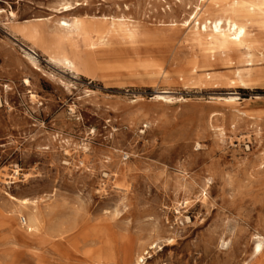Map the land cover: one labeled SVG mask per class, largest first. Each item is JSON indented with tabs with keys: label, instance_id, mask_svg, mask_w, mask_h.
Masks as SVG:
<instances>
[{
	"label": "rangeland",
	"instance_id": "obj_1",
	"mask_svg": "<svg viewBox=\"0 0 264 264\" xmlns=\"http://www.w3.org/2000/svg\"><path fill=\"white\" fill-rule=\"evenodd\" d=\"M233 1L0 0V264H264V5L215 44ZM49 18L52 49L12 28Z\"/></svg>",
	"mask_w": 264,
	"mask_h": 264
},
{
	"label": "bare ground",
	"instance_id": "obj_2",
	"mask_svg": "<svg viewBox=\"0 0 264 264\" xmlns=\"http://www.w3.org/2000/svg\"><path fill=\"white\" fill-rule=\"evenodd\" d=\"M262 5H264V0H234L229 10L224 11L223 13L219 15L220 19L217 20L210 34L211 41H213L215 44H220L222 42H228V41L241 43L242 41H244L248 36L246 22L249 20L248 18L256 14L257 11L259 12V10H261ZM62 9L67 11L70 9V7L65 6ZM10 15L12 18L15 16L13 12H11ZM257 16H259L261 20L264 21V12L262 11L259 12ZM224 17L228 18V22H227L228 30L223 28L222 18ZM104 19L109 20L108 18H104ZM232 20L233 22H231ZM110 21H111L110 22L111 27H114V28L115 27L119 28L123 26L122 23L124 22L122 18H118V19L113 18ZM60 26L65 29H71L72 24L70 22L63 21V23H60ZM31 53L35 54L36 52L31 51ZM60 62L66 68L72 70V72L78 71V68L76 67V65L69 59L64 58L63 60H60ZM21 202L24 205L27 204L25 201H21ZM254 254L258 258L264 257V244L262 242H259L257 244Z\"/></svg>",
	"mask_w": 264,
	"mask_h": 264
},
{
	"label": "crops",
	"instance_id": "obj_3",
	"mask_svg": "<svg viewBox=\"0 0 264 264\" xmlns=\"http://www.w3.org/2000/svg\"><path fill=\"white\" fill-rule=\"evenodd\" d=\"M9 16H10V14H9ZM40 20L41 19H36L35 23H24V24H20V23L18 24V23H14L13 22L12 28H13L14 32L17 35H19V36H21L23 38H26V36H28L29 38H32V39H36V38L38 39L39 38V39L44 40L46 42V44H48L51 49L53 48L52 47L53 45L56 46V41H57L58 38L60 40H63V39L67 38L66 35H65L66 32H64V31H67L69 29H65V28L61 27L60 25H59L60 26V31H57V29H56V31H54V30L51 31L50 27H49V30H44V31H43V28H41L40 30H38L37 28L36 29L33 28V25L40 24V22H47V23H45L46 24L45 26H47V27H48V24H52L50 22L51 18L46 19V20L42 19L41 21ZM57 24H59V23H57ZM83 25H84V27L85 26L89 27V26L92 25V23H84ZM108 28L109 27H107V29ZM32 48H35V47L26 46V49H28L30 51H33ZM64 58L70 59V58H67V57H64ZM50 60H51V58H50ZM70 60H73V59H70Z\"/></svg>",
	"mask_w": 264,
	"mask_h": 264
}]
</instances>
